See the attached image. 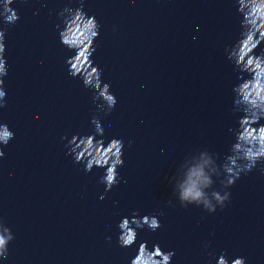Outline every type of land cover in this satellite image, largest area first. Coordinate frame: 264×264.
Returning <instances> with one entry per match:
<instances>
[{
	"label": "clouds",
	"instance_id": "clouds-1",
	"mask_svg": "<svg viewBox=\"0 0 264 264\" xmlns=\"http://www.w3.org/2000/svg\"><path fill=\"white\" fill-rule=\"evenodd\" d=\"M17 0H0V110L7 107L5 78L8 76L6 34L8 27L15 25L19 12L12 5ZM27 2V0H22ZM78 7L65 6L58 12L61 20L56 25L62 47L74 53L66 58L67 71L73 79L79 78L85 88L92 91V101L96 113L91 118L92 131L88 134L67 135L62 140L66 155L77 165H83L88 173L94 168L103 169L99 183L107 194L120 181L119 169L125 164L122 138L113 137L105 143V129L100 113L111 114L117 104V97L111 84L102 79V71L93 59L97 51V39L101 24L94 15L84 10L83 0H76ZM239 20V34L233 43L226 46L227 61L237 71V82L232 87V108L239 114L235 126L229 128L233 142L229 153L221 161L218 153L206 147L194 148L175 163L174 174L169 179L171 198L181 208L190 206L202 208L208 214L223 210L231 202L233 187L242 174H247L264 164V49L257 54L256 49L264 44V0H233ZM98 101V103H97ZM15 139L9 125L0 121V160L5 157L4 147ZM264 174V167L260 168ZM219 185V187H217ZM104 196H101L103 199ZM171 203V200H169ZM156 215L139 216L136 212L122 217L117 224V243L121 248H131L137 241V229L155 232L161 227ZM15 235L0 216V261L7 260L9 245ZM111 242V237L106 238ZM205 248L210 247L208 242ZM173 250L165 251L158 243L148 247V241L139 244L136 254L129 264H172ZM209 253V256H212ZM216 264H246L244 256L229 259L227 253L216 257Z\"/></svg>",
	"mask_w": 264,
	"mask_h": 264
}]
</instances>
